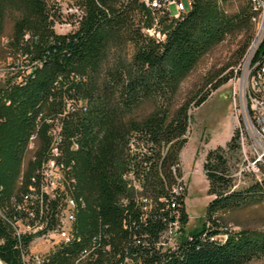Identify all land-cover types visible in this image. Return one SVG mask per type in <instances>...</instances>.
<instances>
[{"label":"trees","instance_id":"trees-1","mask_svg":"<svg viewBox=\"0 0 264 264\" xmlns=\"http://www.w3.org/2000/svg\"><path fill=\"white\" fill-rule=\"evenodd\" d=\"M15 1L28 9L30 18L15 22L10 46L38 65L28 81L12 82L9 91L0 87V263L32 264L24 261L32 237H17L14 227L28 214L6 202L5 190L27 152L38 104L59 103L55 90L67 82L81 83L72 79L81 71L88 72V82L100 70L110 41L133 45L129 70H109L88 112L76 111L64 119V152L74 167L78 198H83L94 224L107 227L119 239L109 264H248L264 259V232L223 230V212L247 205L252 194L264 196V180L246 191L232 189L229 162L240 150L237 135L225 148L218 146L205 156L203 173L213 199L201 229L180 238L173 250L160 246L166 231L176 225L182 234L188 223L180 155L187 144L191 107L198 108L209 96L208 92L174 106L177 86L229 37L242 36L237 54L242 58L253 36L248 3L230 12V0H189V9L175 16L166 7H152L153 0H147L149 5L146 0H78L71 31L58 35L53 25L61 17L59 9L50 8L47 0ZM230 78H222L213 91ZM71 90L65 91L69 100H85L86 91ZM149 101L156 104L150 115L140 121L128 119ZM74 137L80 145L76 152L69 147ZM43 152L40 144L35 146L39 158ZM126 175L133 178L130 184L123 180ZM57 205L45 197L29 203L27 212L35 218L29 224L37 220L53 228ZM79 221L70 247L54 257L73 258L84 246L86 234Z\"/></svg>","mask_w":264,"mask_h":264},{"label":"rangeland","instance_id":"rangeland-1","mask_svg":"<svg viewBox=\"0 0 264 264\" xmlns=\"http://www.w3.org/2000/svg\"><path fill=\"white\" fill-rule=\"evenodd\" d=\"M50 8L59 9V20H56L53 25V30L58 35L67 34L71 31V21L73 16H77L76 4L78 0H47ZM247 0H230L227 9L230 12L237 11L242 3ZM185 11L189 9L188 0H182ZM171 13L175 14L174 6L170 8ZM0 67L4 70H9L14 67L16 60H21L16 57V51L10 46L11 38L13 37L14 24L21 18H30L28 9L15 0H8L0 4ZM242 36L229 37L220 43L218 46L204 55L197 63L195 68L184 78H182L177 86L174 106H177L184 101L192 98L196 99L209 92L207 100L198 108L191 107V122L186 135L187 144L181 152V164L184 174V182L187 185L188 194L185 200L186 211L188 214V223L181 235L175 237L178 241L182 237H186L201 229L204 222L207 205L213 197L207 194L208 183L203 173V163L207 152L211 149L221 146L226 147V144L234 135H237L238 144L243 139L244 150L250 156L251 148L249 135L244 129L242 118L237 116L238 103L236 108L231 101V91L228 80L218 89L213 91V86L225 76H233L234 69L239 64L237 58ZM134 54V47L129 42L110 41L106 55L101 64L98 73L91 76L87 82L88 72L76 74L81 77V83L77 85H69V82L64 87L57 88L55 91L60 98L59 103L41 102L39 120L34 119L32 123V132L38 136V144L43 148V151L49 150L52 143L51 131L58 126L55 121V115L59 113L62 104L66 103L67 92L71 89H76V92L84 93V99L88 104V110L92 104L94 96L99 93L104 86L103 77L109 70L119 69L128 71ZM78 82V81H76ZM19 83V82H17ZM91 96V97H90ZM156 108L153 101L145 102L137 107L128 119L140 121L144 117L150 115ZM36 116V117H37ZM127 118V117H126ZM53 122V124H52ZM242 131V132H241ZM241 133L243 136L241 137ZM230 157V156H229ZM40 158L35 153L26 152L21 161L20 170L16 175L14 182L7 189L6 202H22L30 193L29 184L32 173L34 172ZM32 168H31V167ZM230 173L232 178L233 190L246 191L252 186L264 180V165L259 169V172L254 173L246 169V164H242L241 152L234 155L229 162ZM34 167V168H33ZM31 168V170H30ZM238 169H243L241 175H235ZM72 174V170H71ZM72 189L76 185V180L72 174L71 177ZM79 207H82L79 209ZM83 198H78V203H74V208L77 212L76 222L81 218L82 234L84 238V246H87L89 255L84 260H79V255L73 258L50 257L49 261L52 264H109L110 249L115 248L119 244L118 236L112 230L102 229L101 226L94 224L89 218L88 207L85 208ZM86 215L85 217H82ZM79 218V219H78ZM221 219L224 223L223 230L228 232H239L242 229L256 230L264 232V196L252 194L249 196L247 205L237 210L223 212ZM75 222V225H76ZM74 236V234H73ZM225 235H220V239H224ZM78 241H81L80 236H76ZM29 254H43L48 256V244L43 242L36 235L32 238V243L29 247ZM52 258V259H51ZM2 263V262H1ZM0 263V264H1ZM248 264H264V259H255Z\"/></svg>","mask_w":264,"mask_h":264},{"label":"built area","instance_id":"built-area-1","mask_svg":"<svg viewBox=\"0 0 264 264\" xmlns=\"http://www.w3.org/2000/svg\"><path fill=\"white\" fill-rule=\"evenodd\" d=\"M188 2L190 3L189 0ZM247 3L250 8H258V15H252V17L253 19L262 17V31H259L257 39H255L253 51L249 54H243L228 83L231 91V101L235 108L236 103H238L237 116L239 112L244 129L249 135L250 156L244 150L243 139L239 143L242 164L245 163L246 169L257 173L260 170L259 168L264 165V0H247ZM146 4L149 5L147 0ZM151 6L154 8L166 7L170 12L171 6H174L176 13L173 15L175 16L185 12L182 0H153ZM15 56L20 57L21 60L17 59L14 67L9 70L0 67V87L6 91L12 89V82L28 81V78H33V72L38 65L32 62L31 56L27 53L16 51ZM72 79L78 82L81 81V77L78 75L72 76ZM59 81L55 85H58ZM3 101L6 105H9V101ZM87 109L88 104L85 100L74 102L66 99L62 112L59 111L54 116L58 126L55 130L50 129L52 143L49 150L45 149L30 178V193L20 203L10 202V205L17 211L25 210L28 214L26 221H18L14 226L16 236H30L33 238L36 235L49 247L48 256L39 253L29 254L24 258L27 263L42 264L48 262L49 258L54 257L59 250L69 248L70 240H73L72 226H75V220H72L71 203H78V195L77 189H72L71 185V170H74V167H70L69 157H66L64 152V119L69 118L76 111L85 113ZM35 119L39 120V116ZM36 145H38V136L36 133L31 132L27 140L26 151L34 153ZM69 145L72 152L79 150L80 145L76 137L70 138ZM243 172V169H238L235 175H241ZM123 180L130 184L133 178L131 175H126ZM182 182L186 186L184 176ZM38 197H45L48 201H57L58 203L56 223L53 228H47L43 222L37 220L32 225L29 224V220L35 218L32 213L27 212V206ZM81 208L79 207V209ZM102 229L109 230L107 227ZM177 235L181 234L178 226L175 225L162 235L160 246L165 250L175 249L180 241V239L178 241L174 240ZM111 251L112 249H110V256ZM77 255H79V260L86 259L89 255L87 246H83Z\"/></svg>","mask_w":264,"mask_h":264},{"label":"bare ground","instance_id":"bare-ground-1","mask_svg":"<svg viewBox=\"0 0 264 264\" xmlns=\"http://www.w3.org/2000/svg\"><path fill=\"white\" fill-rule=\"evenodd\" d=\"M250 10L252 11V15H258V8H250ZM250 22H251V25L253 27V36H252V40H251L245 54H249L250 52L253 51L254 46H255V39H257L259 31H262V17H255V19H253V17L251 16ZM17 82H20V81H17ZM73 208H74V203H71L72 220H75V222H76V210ZM73 234H74V226H72V235ZM71 242H72V240H70V243Z\"/></svg>","mask_w":264,"mask_h":264}]
</instances>
